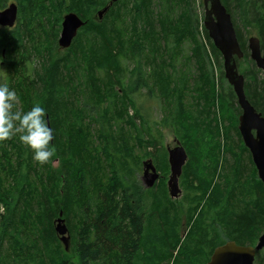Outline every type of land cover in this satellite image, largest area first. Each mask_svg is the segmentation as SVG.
<instances>
[{
	"label": "trees",
	"instance_id": "1",
	"mask_svg": "<svg viewBox=\"0 0 264 264\" xmlns=\"http://www.w3.org/2000/svg\"><path fill=\"white\" fill-rule=\"evenodd\" d=\"M13 1L17 22L0 27V60L6 48L7 87L19 101L13 111L46 109L55 154L40 165L20 143L22 133L0 142V264H205L224 243L220 224L227 240L255 245L264 231V183L238 128L242 109L222 53L205 26L201 40L193 0ZM222 1L245 53L237 63L246 95L264 115V79L237 20L256 28L264 52V0ZM110 3L103 20L93 18ZM66 11L86 23L54 59ZM39 30L48 44L38 42ZM32 51L44 59L39 67ZM143 88L159 95L164 120L188 153L181 203L168 194L167 149L156 137L144 139L136 124L146 125L132 97ZM137 145L162 172L151 188L136 175ZM61 212L69 250L55 228ZM259 253L256 264H263Z\"/></svg>",
	"mask_w": 264,
	"mask_h": 264
},
{
	"label": "water",
	"instance_id": "2",
	"mask_svg": "<svg viewBox=\"0 0 264 264\" xmlns=\"http://www.w3.org/2000/svg\"><path fill=\"white\" fill-rule=\"evenodd\" d=\"M105 6L98 11V17L103 19L110 8ZM205 14L204 26L215 46L223 56L225 77L233 86L238 103L242 109L239 116V131L246 147L249 148L253 162L258 171L259 178L264 183V115L248 99L245 91V76L239 71L237 58H243L245 53L241 47L237 30L231 12H229L222 0H204ZM18 4L13 1L0 10V25L13 28L18 19ZM86 21L76 12L71 11L64 15L62 30L58 40L60 48H69L79 30ZM250 56L257 67L264 70V52L258 36H251L248 41ZM0 65V85H2V73ZM50 126V124H49ZM171 174L168 179V189L172 198H178L182 194L180 177L183 167L188 160V153L181 141L176 139L174 147L168 146ZM143 180L146 188L153 187L162 177L152 158L144 161ZM56 231L64 244L65 249L71 246V235L63 218V213L56 220ZM186 234V231H184ZM264 249V231L255 245H241L234 240L215 248L210 260L206 264H255L256 255Z\"/></svg>",
	"mask_w": 264,
	"mask_h": 264
},
{
	"label": "rangeland",
	"instance_id": "3",
	"mask_svg": "<svg viewBox=\"0 0 264 264\" xmlns=\"http://www.w3.org/2000/svg\"><path fill=\"white\" fill-rule=\"evenodd\" d=\"M12 1L13 0H9L6 4V6H8L10 4V2H12ZM4 8H1L0 10H2ZM68 12H71V11H66L63 14V18H64V15ZM193 14H194V17H196V15L199 16V28H198L199 36H200L201 40L206 43L204 36H203V26H204L203 20H204V14H205L204 0H193ZM93 18L98 19L99 18L98 13H96ZM100 20H103V19H100ZM237 20H238L239 25L241 26L244 37L247 39V43H248L249 38L251 36H258L256 28L244 24V22L241 20V17L238 14H237ZM62 22H63V20H62ZM0 27H2L3 29H11L8 27H3L1 25H0ZM61 30H62V23H61ZM61 30H60V33H61ZM79 32H80V30H79ZM79 32H78V34H79ZM38 34L40 36V38H39L40 41H38V42L42 43V44H48L49 40L47 39L46 33L39 30ZM59 37H60V35H59ZM59 37H58V40H59ZM57 44L58 45L52 51V55H53L54 59L57 57L65 55L67 52L66 49L60 48L58 42H57ZM40 48H41V46H40ZM41 49H42L41 54H44V55L47 54L46 49H43V48H41ZM184 49H185L184 50L185 53H187L189 51V42L186 43V45L184 46ZM6 52H7V49L3 48L2 49L3 60H0V65H1V63L4 62V64L1 66V72L3 73L2 74V85L7 86L8 82H9V76L7 75L8 72L6 70L7 68L5 67V59L7 57ZM31 53H33V56L31 57L32 58V65L39 67L41 62L44 61L43 57H39V56L37 57L33 51ZM3 66L5 67V69H3ZM210 68L212 69V71L216 77V80L220 81V67H218L215 64L214 60L212 61L211 56H210ZM223 69H224V66H223ZM30 71H31V69H30ZM259 78L264 79V70L263 69H261V71L259 73ZM132 97H133L134 101L136 102V105L141 110V113L143 114L144 118H146V125H142L140 123L139 119L138 120L136 119V121H137L136 124H137V127H140V129H141L142 137L144 139L156 137L157 139H159L161 141L160 143L162 144V146H164L167 149V152H168V146L174 147L176 145V139L179 140V138L176 136V134L174 132L172 123L170 121L164 120V114L165 113L163 112L164 111L163 107H162L163 103H162L159 95L156 92L150 93L148 88H143L141 90H138L137 92H133ZM17 102L19 103V101H17ZM130 113L131 114L134 113L133 108L130 109ZM225 124H228V121H226ZM127 126H128L126 128L127 131L130 133H134L132 131L133 126H131L129 124ZM238 128H239V124H238ZM150 134H152V135H150ZM151 150L154 151L153 148H151ZM133 154H134V152H133ZM138 155H141L142 159H141V164L139 166V169H137V171H136V175H137L139 181L141 182V184L143 186H145L144 180L142 178L143 173H144V164L143 163L145 160H147L150 157L144 155V148H141L140 146L137 145L136 149H135V156L138 157ZM232 160H233V157H230V161H232ZM129 163L131 166L136 168L135 163H133V160L130 159ZM168 163H169V152H168ZM54 164L57 165V161H55ZM169 168H170V171H169L167 179H166L167 188H168V179H169V176L171 174L170 163H169ZM159 172L162 175V172L160 170H159ZM157 183H159V181ZM180 186H181V177H180ZM181 188H182V186H181ZM168 194L171 197V195L169 193V189H168ZM250 197H251V194H250ZM173 199H177V201L180 203L182 201H184L185 200V190L182 188V194L180 195V197L173 198ZM210 220H208V222H210ZM219 229L221 230L219 232L220 237H221V241H224V243H226L229 240H227V235L225 234V226H224V228H222V225L220 224ZM177 249H179V247ZM259 252H258L259 256L262 257L263 261H264V249L260 250ZM177 253H178V250H174V254L177 255ZM258 253L256 255L255 264L257 261ZM146 254H149V253H146ZM146 254H144V256ZM174 256H173V258H174ZM147 258H148V256H147ZM141 259H143V258H141ZM209 260H207V262ZM143 261H145V260L143 259ZM172 263H173V259H171L169 261H164L162 264H172ZM263 264H264V262H263Z\"/></svg>",
	"mask_w": 264,
	"mask_h": 264
},
{
	"label": "clouds",
	"instance_id": "4",
	"mask_svg": "<svg viewBox=\"0 0 264 264\" xmlns=\"http://www.w3.org/2000/svg\"><path fill=\"white\" fill-rule=\"evenodd\" d=\"M17 93L0 85V142L22 133L19 141L32 150L33 159L40 165L50 161L55 154L54 130L49 126L50 117L40 104H33L26 112L13 111Z\"/></svg>",
	"mask_w": 264,
	"mask_h": 264
},
{
	"label": "bare ground",
	"instance_id": "5",
	"mask_svg": "<svg viewBox=\"0 0 264 264\" xmlns=\"http://www.w3.org/2000/svg\"><path fill=\"white\" fill-rule=\"evenodd\" d=\"M98 189V188H97ZM102 192V191H101ZM120 195V194H119ZM125 199V198H124ZM132 199V198H131ZM54 202H56V201H54ZM88 204V203H87ZM99 206V205H98ZM89 209V208H88ZM90 212V211H89ZM91 214V213H90ZM89 216V215H88ZM98 246V245H97Z\"/></svg>",
	"mask_w": 264,
	"mask_h": 264
}]
</instances>
